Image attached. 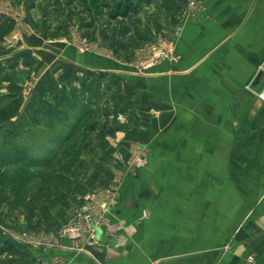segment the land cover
Returning <instances> with one entry per match:
<instances>
[{
    "label": "crops",
    "instance_id": "1",
    "mask_svg": "<svg viewBox=\"0 0 264 264\" xmlns=\"http://www.w3.org/2000/svg\"><path fill=\"white\" fill-rule=\"evenodd\" d=\"M101 1L113 12L123 0ZM31 8L25 20H48L36 14L39 6L25 7ZM139 11L115 20H140ZM0 20L13 19L0 13ZM179 20L175 56L145 72L92 57L95 68L125 72L131 124L111 126L108 114L76 113L64 139L72 141L84 121L99 123L102 131L87 149L93 156L59 179L70 182L68 194L76 198L112 189L117 227L86 252L64 241L27 264H264V101L247 90L264 89V0H202ZM11 73L12 66L0 71V90L14 86ZM14 95L0 97V116L23 126L32 115ZM43 109L35 117L48 119ZM16 123L2 128L13 132ZM137 152L147 159L131 172L127 162ZM28 174L24 187L34 181L44 187L45 175Z\"/></svg>",
    "mask_w": 264,
    "mask_h": 264
},
{
    "label": "rangeland",
    "instance_id": "2",
    "mask_svg": "<svg viewBox=\"0 0 264 264\" xmlns=\"http://www.w3.org/2000/svg\"><path fill=\"white\" fill-rule=\"evenodd\" d=\"M195 1L200 8L202 0ZM152 2L142 5L140 20H115L111 8L98 6L94 0H57L54 4L50 0H0V13L13 19L0 20V71L7 66L14 70V86L0 90V97L11 91L19 94L21 106L32 115L23 126L0 116V264H27V259L64 241H70L69 248L75 252L88 251L81 249L87 246L86 233L80 237L73 231L85 216L83 197L88 191L77 198L70 196V182L59 177L71 174L76 165L93 156L87 149L102 130L96 120L84 121L72 141L64 139L75 126L76 113L94 112L95 119L98 114H108L111 126L121 123L127 128L131 124L126 120L125 104L133 91L125 72L95 68L93 56H103L138 73L155 66L152 61L161 51L175 56L173 38L183 12L192 10L190 1ZM104 3L111 7L108 1ZM26 5H34L36 10L39 6V13H35L48 20H25L26 11H33L25 9ZM5 25L11 27L10 33L3 30ZM247 90L262 101L260 92ZM42 105L48 119L35 117ZM21 106L10 111L20 112ZM2 108L0 105V113ZM15 123L18 127L13 132H5ZM143 156L131 154L127 162L131 172L144 167L147 158ZM114 157L122 160L123 154L114 153ZM27 173L32 180L38 174L45 175L44 187L39 189L36 181L24 187L21 181ZM100 193L93 198L90 213L102 211L99 204L107 197ZM116 202L114 197L108 206L109 231L117 227L113 214Z\"/></svg>",
    "mask_w": 264,
    "mask_h": 264
},
{
    "label": "built area",
    "instance_id": "3",
    "mask_svg": "<svg viewBox=\"0 0 264 264\" xmlns=\"http://www.w3.org/2000/svg\"><path fill=\"white\" fill-rule=\"evenodd\" d=\"M190 1V5L192 6V9L198 7V5L200 4L199 2L195 1V0H189ZM201 5V4H200ZM162 53L160 56H156L153 61L152 64L156 65L158 63V61L164 60L168 57H170V55L165 54L164 52H160ZM259 98L264 100V91L260 92L258 94ZM99 193H93V192H88L84 195V199H86V203L84 204V206L82 207V213L85 214V216H83V214L81 213L80 215L83 216L82 223L78 222V227L75 228L73 231H75V233L79 234V236L81 237L84 233H86L87 235V240H86V245L87 246H81V249H88L89 247L98 244L99 240V236H100V231L101 234L106 233L107 231H109V227H110V222L107 219L108 216V206L111 204L112 200L114 199L115 195H114V191L112 189H107L104 190V192H101L100 194H103V196H106L107 199L103 200L102 202H100V209H102V211H96L97 213H90V209H91V205L93 204V198H96ZM109 197L112 198V200H109ZM76 235V234H75Z\"/></svg>",
    "mask_w": 264,
    "mask_h": 264
},
{
    "label": "trees",
    "instance_id": "4",
    "mask_svg": "<svg viewBox=\"0 0 264 264\" xmlns=\"http://www.w3.org/2000/svg\"><path fill=\"white\" fill-rule=\"evenodd\" d=\"M153 0H123L120 2L113 11L112 18L127 17L130 14H134L142 5L151 3ZM94 3L98 6H105L111 8L108 4L102 3L100 0H94ZM90 10H93L90 7Z\"/></svg>",
    "mask_w": 264,
    "mask_h": 264
},
{
    "label": "water",
    "instance_id": "5",
    "mask_svg": "<svg viewBox=\"0 0 264 264\" xmlns=\"http://www.w3.org/2000/svg\"><path fill=\"white\" fill-rule=\"evenodd\" d=\"M133 203H134L133 201H129L128 202V207H131ZM100 235H101V231H100Z\"/></svg>",
    "mask_w": 264,
    "mask_h": 264
}]
</instances>
